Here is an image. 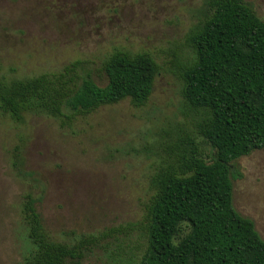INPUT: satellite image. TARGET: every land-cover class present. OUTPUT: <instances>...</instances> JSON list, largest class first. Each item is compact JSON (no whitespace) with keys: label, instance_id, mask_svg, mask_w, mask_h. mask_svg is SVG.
<instances>
[{"label":"trees","instance_id":"1","mask_svg":"<svg viewBox=\"0 0 264 264\" xmlns=\"http://www.w3.org/2000/svg\"><path fill=\"white\" fill-rule=\"evenodd\" d=\"M194 14L164 63L115 48L99 82L80 61L27 78L0 68V112L15 123L38 115L72 125L125 100L142 109L164 71L177 78L182 98L183 120L175 114L128 144L127 154L152 163L142 218L125 228L54 236L33 191L37 174L14 150L13 171L30 186L20 264H90L100 253L106 264H264V239L234 205L238 161L264 150V20L244 0H203Z\"/></svg>","mask_w":264,"mask_h":264},{"label":"rangeland","instance_id":"2","mask_svg":"<svg viewBox=\"0 0 264 264\" xmlns=\"http://www.w3.org/2000/svg\"><path fill=\"white\" fill-rule=\"evenodd\" d=\"M244 1L264 20V0ZM202 2L0 0L1 74L34 77L80 61L99 82L102 60L115 48L146 51L164 63ZM181 100L177 78L164 71L142 109L125 100L67 126L38 115L15 123L0 112V264H20L24 248L21 205L30 186L13 171L16 148L37 174L33 191L54 236L125 228L142 218L152 163L127 154L128 144L138 145L148 128L175 114L183 120ZM238 164L243 178L234 181L235 208L264 239V150ZM90 264H106L103 253Z\"/></svg>","mask_w":264,"mask_h":264}]
</instances>
